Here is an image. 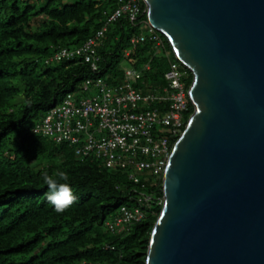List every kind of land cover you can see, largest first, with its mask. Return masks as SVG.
Wrapping results in <instances>:
<instances>
[{
    "label": "trees",
    "instance_id": "16d2710c",
    "mask_svg": "<svg viewBox=\"0 0 264 264\" xmlns=\"http://www.w3.org/2000/svg\"><path fill=\"white\" fill-rule=\"evenodd\" d=\"M129 1L0 0V264H146L163 206L162 179L142 187L124 170L82 161L69 145L33 133L55 103L78 95L87 81L125 83L128 67L141 74L132 82L140 91L167 88L171 62L187 75L185 89L192 86L193 75L177 61L168 38L150 28L143 0H136L135 20L125 14L107 25ZM106 26L96 46V71L83 55L56 60ZM140 37L143 42L133 43ZM193 112L188 99L184 125ZM45 174L70 186L74 202L64 212L49 203ZM141 194L151 198L142 222L115 234L105 227Z\"/></svg>",
    "mask_w": 264,
    "mask_h": 264
},
{
    "label": "water",
    "instance_id": "95a60500",
    "mask_svg": "<svg viewBox=\"0 0 264 264\" xmlns=\"http://www.w3.org/2000/svg\"><path fill=\"white\" fill-rule=\"evenodd\" d=\"M193 75L146 264H264V0H144Z\"/></svg>",
    "mask_w": 264,
    "mask_h": 264
},
{
    "label": "built area",
    "instance_id": "2783aa9c",
    "mask_svg": "<svg viewBox=\"0 0 264 264\" xmlns=\"http://www.w3.org/2000/svg\"><path fill=\"white\" fill-rule=\"evenodd\" d=\"M139 13L136 0L122 2L108 24L125 14L135 20ZM106 30L105 27L99 31L82 48L62 50L56 60L83 55L85 63L96 71V46ZM139 41L143 42L144 37L134 39L133 43ZM140 79L138 70L129 67L125 69V83L120 85L109 86L103 79L87 81L80 89L84 97L68 94L33 131L68 144L82 161L93 158L108 168L124 170L130 182L145 187L144 182H150L145 172L161 179L166 171L173 144L184 128L188 94L177 62H171L165 74L168 87L161 93L135 89L132 82ZM150 199L141 194L135 206H122L107 228L115 234L140 223L145 219L144 207Z\"/></svg>",
    "mask_w": 264,
    "mask_h": 264
},
{
    "label": "clouds",
    "instance_id": "9594fccd",
    "mask_svg": "<svg viewBox=\"0 0 264 264\" xmlns=\"http://www.w3.org/2000/svg\"><path fill=\"white\" fill-rule=\"evenodd\" d=\"M144 1V0H143ZM144 3H145V1H144ZM146 4V3H145ZM148 17V16H147ZM148 24H149V26H150V28L151 29H154V30H156L157 31V29H155V28H153V26H152V24H151V22H150V20H149V17H148ZM107 25H108V23H107ZM106 28H107V26H106ZM104 29V28H103ZM161 33V32H160ZM167 37V36H166ZM169 40V39H168ZM172 48H173V50H174V53H175V56H176V59H177V61L180 63V64H182L184 67H186L188 70H190L189 68H188V66H187V64L181 59V57L178 55V53L175 51V49H174V47L172 46ZM129 68V67H128ZM126 69V68H125ZM191 88V87H190ZM190 88L188 89V90H186L187 91V94H188V99H189V101L191 102V98H190ZM61 103V102H60ZM59 103V104H60ZM56 105H58L57 103H55L53 106L55 107ZM192 116V115H191ZM191 116H190V118H191ZM44 117V116H43ZM42 117V118H43ZM189 118V119H190ZM189 119H188V121H189ZM188 121L186 122V124H185V126H184V128H183V130H182V132L180 133V135L178 136V138L176 139V141L174 142V144H173V148H172V151H171V154H170V157H171V155H172V152H173V150H174V147H175V144L177 143V141H178V139L180 138V136H181V134L184 132V130H185V128H186V126H187V124H188ZM33 130H34V128H33ZM33 133H34V131H33ZM35 134V133H34ZM36 135V134H35ZM58 144H61V143H58ZM66 144V143H65ZM68 145V144H67ZM71 147V146H70ZM73 150L75 151V149L73 148ZM76 155V154H75ZM170 157H169V159H170ZM168 162H169V160H168ZM167 165H168V163H167ZM167 168V167H166ZM164 174H165V172H164ZM60 177H61V179H64V180H67V176L65 175V174H63V173H61L60 174ZM162 179V183L164 182L163 180H164V175H163V177L161 178ZM43 180H44V183L48 186V189H49V191H48V193H47V199H48V201H49V203L50 204H52L53 206H54V209H55V211H57V212H64L67 208H69L72 204H73V202H74V196L72 195V191H71V188H70V186L67 184V183H63V184H61V183H58L57 182V180H56V178H54L53 176H50V175H48V174H45L44 175V177H43ZM163 194H164V197H165V191H164V183H163ZM164 197H163V204H164ZM121 209V208H120ZM120 209H119V211H120ZM162 209H163V206H162ZM162 209H161V211H162ZM119 211H118V213L116 214V216H118L119 215ZM160 215H161V213H160ZM115 216V217H116ZM114 217V218H115ZM146 217V216H145ZM160 217V216H159ZM159 217H158V219H159ZM143 221V220H142ZM141 221V222H142ZM158 221V220H157ZM156 224H157V222H156ZM156 224H155V226H156ZM155 226H154V229H155ZM105 227H107V224H105ZM154 229H153V231H154ZM153 231H152V234H153ZM152 234H151V236H152ZM151 240V239H150ZM150 245V244H149ZM148 252H149V250H148ZM148 257V256H147ZM146 263H147V261H146Z\"/></svg>",
    "mask_w": 264,
    "mask_h": 264
},
{
    "label": "rangeland",
    "instance_id": "374dc122",
    "mask_svg": "<svg viewBox=\"0 0 264 264\" xmlns=\"http://www.w3.org/2000/svg\"><path fill=\"white\" fill-rule=\"evenodd\" d=\"M180 72H181V74H182V80H181V82H182V84L185 86V84H186V82H185V79L187 78V75L184 73V71L182 70V69H180ZM185 92H186V89H185ZM79 96H81V97H84L85 95L82 93V92H80V88H79V91H78V93H77ZM145 174H148L146 177H148V180L151 182V181H157V180H159L160 178L159 177H152V175L151 174H149L148 172H145ZM152 183V182H151ZM146 206H147V208H151L148 204H146Z\"/></svg>",
    "mask_w": 264,
    "mask_h": 264
}]
</instances>
